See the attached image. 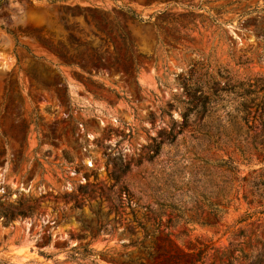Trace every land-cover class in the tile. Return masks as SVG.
<instances>
[{"label":"rangeland","instance_id":"1","mask_svg":"<svg viewBox=\"0 0 264 264\" xmlns=\"http://www.w3.org/2000/svg\"><path fill=\"white\" fill-rule=\"evenodd\" d=\"M260 77L264 0H0V264H252L264 198L218 196L234 140L176 138L171 105L201 87L234 136Z\"/></svg>","mask_w":264,"mask_h":264},{"label":"trees","instance_id":"2","mask_svg":"<svg viewBox=\"0 0 264 264\" xmlns=\"http://www.w3.org/2000/svg\"><path fill=\"white\" fill-rule=\"evenodd\" d=\"M127 11L132 17H141L131 8ZM246 62L243 61L242 63ZM239 87L241 96L236 108L237 114L228 120V125L232 127L235 133L234 136L219 133L218 135H212L209 130L205 132L209 95H206L201 87H196L194 91L187 92L188 100L186 104H178L183 101L181 98H177V103L171 105V108H182V120L174 122L173 130L176 131V138L186 136L189 133L194 137L197 145H205L216 151L224 150V146L228 147L227 144L229 142L225 140L226 137L234 140V150L228 159H218L219 163H221L220 168L226 176V180L223 181L224 186L217 188L218 196L222 195L224 198L229 199L235 189V183H239L237 190L239 193L240 188H242L241 183L244 182L243 198L247 200L251 197V201L256 202L257 198H264V168L255 169L250 177H239V167L236 165L233 154L237 153L242 160H247L252 151H262L264 148V92L263 94L261 93L264 90V77L255 78L254 81H241ZM223 205L222 200L216 202L213 204L211 211L222 212ZM230 247H232V242ZM197 249L199 251L202 250L201 248ZM225 255L227 257H220L221 264H232V259L235 256L227 253ZM246 257L253 258L252 264H264V247L259 250L251 248L250 252H246ZM215 263L213 262L212 264Z\"/></svg>","mask_w":264,"mask_h":264}]
</instances>
